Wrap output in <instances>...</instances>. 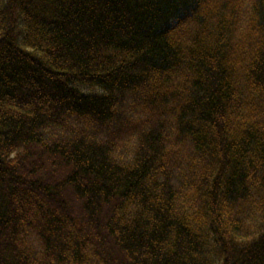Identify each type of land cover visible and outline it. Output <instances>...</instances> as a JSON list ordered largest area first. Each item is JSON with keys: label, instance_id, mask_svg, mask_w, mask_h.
I'll return each mask as SVG.
<instances>
[{"label": "trees", "instance_id": "trees-1", "mask_svg": "<svg viewBox=\"0 0 264 264\" xmlns=\"http://www.w3.org/2000/svg\"><path fill=\"white\" fill-rule=\"evenodd\" d=\"M0 264H264V0H0Z\"/></svg>", "mask_w": 264, "mask_h": 264}]
</instances>
